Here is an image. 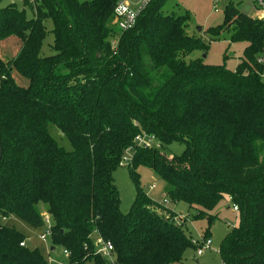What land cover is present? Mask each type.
Returning a JSON list of instances; mask_svg holds the SVG:
<instances>
[{"label":"trees","instance_id":"obj_1","mask_svg":"<svg viewBox=\"0 0 264 264\" xmlns=\"http://www.w3.org/2000/svg\"><path fill=\"white\" fill-rule=\"evenodd\" d=\"M164 1L151 0L125 31L114 22L116 0L0 4V41H20L13 58L0 57V264H47L2 223L16 215L45 226L40 205L51 218L50 247L67 253L66 264L180 261L205 239L193 244L185 217L143 192L138 166L209 224L230 198L239 224L221 239V264H264V19L228 0L221 22L205 29L211 39L247 42L229 69L190 57L208 46L186 31L187 15L163 12ZM142 132L160 146L138 145ZM173 140L184 143L178 155L165 152ZM128 148L134 198L123 213L112 174ZM94 235L111 243V258L96 252Z\"/></svg>","mask_w":264,"mask_h":264},{"label":"rangeland","instance_id":"obj_2","mask_svg":"<svg viewBox=\"0 0 264 264\" xmlns=\"http://www.w3.org/2000/svg\"><path fill=\"white\" fill-rule=\"evenodd\" d=\"M23 0H1L0 4L14 2L17 7L22 8ZM228 0H165L162 10L165 13L174 15H187L186 31L194 36L199 37L207 44L205 52L195 50L190 57H202L209 64H224L227 68L233 69L238 62V57L242 55V50L247 44L245 41H230L229 34L224 33L218 39H211L205 32L209 26H215L221 22L223 17L224 5ZM241 11L256 16L258 9L257 4L253 0H232ZM213 4H216L214 9ZM257 7V8H256ZM27 14H30L27 10ZM200 29V30H199ZM52 37L49 33L44 41L45 47L47 43H51ZM20 41L17 37L11 36L0 41V57L4 60L13 58L18 52ZM264 54L261 55L263 57ZM12 77L17 84L21 86L27 85V79L19 74L16 70L12 71ZM264 80V71L262 75ZM50 133L65 149H70V145L65 137L57 131L53 126L49 128ZM62 137V138H60ZM165 152L168 154L178 155L184 149V143L181 140H173L165 146ZM138 174V183L143 192L146 193L153 201L163 202L168 208L180 213L181 217H185L184 228L190 232L193 239L204 238L210 241V248L204 251L198 247L189 246L184 250L181 260L183 264H221L218 249L221 239L232 226L239 224V214L232 209V202L226 198L220 200L212 213H216V217L209 224L206 216H195L192 212H187V205L184 202H173L164 196V183L157 177L151 169L146 166H138L135 169ZM113 180L116 185L119 196V208L126 213L134 198V182L129 173L127 166H118L113 171ZM164 200L166 202H164ZM40 215L46 212L44 206H38ZM2 223L12 226L24 235L25 244L29 247L38 248L45 257L47 264H66V255L61 248L56 247L50 250V242L48 238L41 240L39 235L44 232L46 226L35 228L20 217L10 215L2 219ZM198 236V237H196ZM180 260V261H181ZM179 262V261H178ZM175 262V263H178ZM86 264H93L87 262Z\"/></svg>","mask_w":264,"mask_h":264},{"label":"built area","instance_id":"obj_3","mask_svg":"<svg viewBox=\"0 0 264 264\" xmlns=\"http://www.w3.org/2000/svg\"><path fill=\"white\" fill-rule=\"evenodd\" d=\"M151 0H116L115 6L113 9V18L114 22L117 26V28L120 31H125L131 27L134 26L138 16L140 13L145 9V7L148 5V3ZM217 1V0H214ZM257 6L258 9H256V16L255 18L258 19H264V0H253ZM214 9H216V4H213ZM257 8V7H256ZM254 17V16H253ZM113 44L115 42H112ZM258 61L261 63H264V56L259 57ZM135 141L138 145H141L143 147H159L160 144L156 139L151 136L147 135L144 132L141 134L137 135L135 137ZM131 160V149L128 148L125 150L123 156L121 157V160L119 162L120 166H127L130 163ZM230 199V198H228ZM164 202H166L164 200ZM232 209L234 211H237V206L235 204H232ZM42 219L45 223V230L39 235V238L41 240H45L48 238L49 233H50V225H51V218L47 212L41 214ZM179 219H181V216H178ZM93 242L95 245L96 252L99 253L102 256H105L107 258H111V250H112V245L109 241H105L102 237L98 235L93 236ZM191 242L193 244H197V239H191ZM210 241L208 239L201 241V245L198 246V249L201 251H204L206 249L210 248ZM20 245H23V242L20 243ZM65 255H67L66 252H64ZM62 264V263H60Z\"/></svg>","mask_w":264,"mask_h":264},{"label":"water","instance_id":"obj_4","mask_svg":"<svg viewBox=\"0 0 264 264\" xmlns=\"http://www.w3.org/2000/svg\"><path fill=\"white\" fill-rule=\"evenodd\" d=\"M199 30H200V29H199ZM203 56H204V54H203ZM203 56H202V57H203ZM1 156H2V146H1V142H0V159H1ZM50 250H53V247H51Z\"/></svg>","mask_w":264,"mask_h":264},{"label":"crops","instance_id":"obj_5","mask_svg":"<svg viewBox=\"0 0 264 264\" xmlns=\"http://www.w3.org/2000/svg\"><path fill=\"white\" fill-rule=\"evenodd\" d=\"M164 196H165V193H164ZM179 215H181L180 213H179ZM196 237H198V236H196ZM51 248V247H50ZM172 264H183V261L181 260V261H179L178 263H172Z\"/></svg>","mask_w":264,"mask_h":264}]
</instances>
